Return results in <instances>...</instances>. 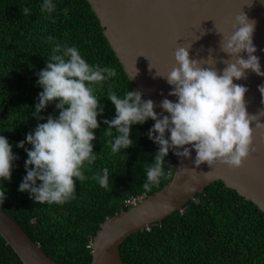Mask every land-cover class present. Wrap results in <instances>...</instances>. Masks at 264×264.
Returning <instances> with one entry per match:
<instances>
[{
	"label": "trees",
	"instance_id": "16d2710c",
	"mask_svg": "<svg viewBox=\"0 0 264 264\" xmlns=\"http://www.w3.org/2000/svg\"><path fill=\"white\" fill-rule=\"evenodd\" d=\"M56 10L50 18L41 12L43 0H0V135L4 136L19 159L13 162L11 180H0L6 199L0 209L16 221L41 250L57 264H91V243L108 218L129 209L124 201L132 196H150L162 189L173 176L176 156L169 151L165 172L150 191L145 192L146 168L154 161L158 146L147 133L154 121L131 127V147L112 153L104 135V119L115 117L107 99L109 90L123 98L136 90L103 35L99 20L87 0H53ZM29 8L23 16L21 9ZM68 8V14L64 9ZM55 20V23L52 21ZM75 46L90 65L113 67L117 75L96 85L104 113L97 117L99 128L93 153L96 161L84 169L88 177L76 181L75 199L62 205L36 204L29 193L20 192L27 154L18 148L38 123L33 115L38 94L37 73L46 67L51 54L46 37ZM58 117L55 104L40 113ZM167 134V133H166ZM167 137V135H166ZM29 150L31 145L25 142ZM109 170V185L102 188L91 177ZM39 183V182H38ZM188 201L181 212H174L148 230L129 236L120 246L124 264H264V213L221 181L207 186ZM0 264H22L0 236Z\"/></svg>",
	"mask_w": 264,
	"mask_h": 264
},
{
	"label": "clouds",
	"instance_id": "9594fccd",
	"mask_svg": "<svg viewBox=\"0 0 264 264\" xmlns=\"http://www.w3.org/2000/svg\"><path fill=\"white\" fill-rule=\"evenodd\" d=\"M55 10L53 0H43L41 12L48 14L45 18H50ZM63 11L67 15L69 9ZM21 13L29 15L30 9L25 7ZM255 23L242 11L235 16L230 35L216 31L222 37L220 51L229 57L220 61L225 65L222 70L217 69V61L213 58L190 59L191 46L178 45L170 71L165 75L156 72L157 77L164 78L171 86L168 95L176 97V102L165 98L156 105L152 100H143L139 90H129L123 98L109 90L107 99L116 114L111 120L104 119L103 124L107 125L104 135L113 136V129L117 133L114 140L109 141L112 153L131 147L133 141L129 137L133 125L149 119L154 121L147 136L158 150L153 163L146 168V182L142 185L145 192L158 184L161 177L171 174L164 168L169 151L183 161L191 159L194 149L196 168L205 163L211 168L219 163L229 169L242 168L255 151L251 147L254 133L251 125L254 123L255 129L264 128V123L259 122L264 117V109L250 115L245 102L248 89L233 83L246 80L249 70L264 77L253 44ZM46 42L52 45L51 54L45 61L46 67L36 74L37 86L42 91L33 113L37 120L46 119V122L38 123L34 132L26 135V141L17 144L28 157L26 175L18 190L29 193L36 204L62 205L75 199L76 181L88 179L84 169L97 159L92 142L96 139L94 130L99 128L97 117L104 113V106L94 95L95 86L102 87L104 81L117 75V71L113 67L90 65L77 47L57 42L52 36L46 37ZM241 53H247V59ZM149 67L151 69L150 62ZM258 91L264 104V84L258 86ZM52 103L59 112L58 117L41 116ZM156 107L162 109L159 115L154 111ZM166 133L170 135L166 137ZM25 142L31 145L30 150ZM17 159L8 140L0 135V180H11L13 162ZM91 179L107 188L109 170L104 168L102 174L97 173ZM5 199V190L0 187V203Z\"/></svg>",
	"mask_w": 264,
	"mask_h": 264
},
{
	"label": "water",
	"instance_id": "95a60500",
	"mask_svg": "<svg viewBox=\"0 0 264 264\" xmlns=\"http://www.w3.org/2000/svg\"><path fill=\"white\" fill-rule=\"evenodd\" d=\"M99 20L103 35L119 60L125 74L142 99L159 105L169 96L171 86L156 72L165 75L174 64L173 53L178 45L190 47V59H215L222 70L221 60L229 59L220 51L221 36L232 33L231 24L242 11L254 20L253 44L264 71V0H87ZM200 38V39H199ZM198 39V40H197ZM247 59V53H241ZM149 62L151 69L149 67ZM138 70V75L137 74ZM247 79L233 83L245 86L246 110L256 115L264 104L258 86L264 77L250 70ZM159 115L162 111L156 107ZM167 115V113H165ZM264 123V117L259 121ZM254 129L250 157L240 169H229L215 163L196 168V152L191 159L176 156L172 179L160 190L147 196L137 206L106 219L93 238L91 264H124L119 246L131 235L162 222L174 212L183 210L188 201L207 186L221 181L246 201L264 213V128ZM169 136L170 134H166ZM190 147V146H186ZM183 151V149H180ZM185 169L195 170L186 171ZM0 236L22 264H57L48 257L22 227L0 209Z\"/></svg>",
	"mask_w": 264,
	"mask_h": 264
},
{
	"label": "built area",
	"instance_id": "2783aa9c",
	"mask_svg": "<svg viewBox=\"0 0 264 264\" xmlns=\"http://www.w3.org/2000/svg\"><path fill=\"white\" fill-rule=\"evenodd\" d=\"M145 195H141V196H132L129 197L128 199H126L124 201V205L127 207H135L137 206L142 200L145 199ZM181 212V211H180ZM148 229V228H147Z\"/></svg>",
	"mask_w": 264,
	"mask_h": 264
}]
</instances>
